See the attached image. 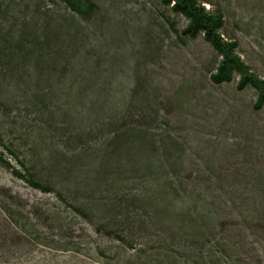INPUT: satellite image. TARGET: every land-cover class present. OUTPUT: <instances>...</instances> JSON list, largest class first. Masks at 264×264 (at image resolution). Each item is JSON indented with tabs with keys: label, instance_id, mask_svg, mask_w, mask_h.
Listing matches in <instances>:
<instances>
[{
	"label": "trees",
	"instance_id": "obj_1",
	"mask_svg": "<svg viewBox=\"0 0 264 264\" xmlns=\"http://www.w3.org/2000/svg\"><path fill=\"white\" fill-rule=\"evenodd\" d=\"M160 2L187 20L185 36L203 35L222 56L214 82H231L237 73L239 87L254 86L257 105L264 103V81L235 55L236 42L219 33L220 12L200 0ZM98 7L96 0H0V145L18 166L3 150L0 162L34 188L57 192L112 241L111 250L130 258L125 264H250L239 242L223 234L221 206L190 185L185 154L168 135V118L140 71L146 59L134 64L141 76L132 78L135 87L122 108L109 109L104 89L92 88L103 56L77 58L76 51L85 38L79 29L87 28ZM14 15L21 24L7 27ZM17 26V36L5 34ZM142 86L146 93L138 90ZM86 121L90 130L77 125ZM32 128L52 140L49 174L46 166L37 169L35 157L29 160L30 151L6 141ZM66 243L56 247L74 249Z\"/></svg>",
	"mask_w": 264,
	"mask_h": 264
},
{
	"label": "rangeland",
	"instance_id": "obj_2",
	"mask_svg": "<svg viewBox=\"0 0 264 264\" xmlns=\"http://www.w3.org/2000/svg\"><path fill=\"white\" fill-rule=\"evenodd\" d=\"M96 1L99 7L87 28L79 29V37L85 38L76 51L77 58L103 56L92 88L104 89L109 109H120L130 102L132 78L141 76L140 71L148 77L147 90L156 93L168 118V135L185 154L190 185L221 206L223 234L239 242L243 259L264 264V103L257 105L258 89L239 87L237 73L231 82H214L212 74L222 56L203 35L185 36L187 20L160 0ZM200 1L223 15L219 33L236 42L235 55L264 81V0ZM15 16L7 27L20 23ZM7 27L5 34L17 36L18 26ZM145 59L140 71L135 70V62ZM138 90L146 93V87ZM77 125L91 129L90 121ZM40 132L32 128L27 135L6 138L9 145L30 151L27 156L36 158L37 169L48 164L47 145L52 141L38 137ZM22 134L24 143L19 140ZM0 150L17 165L9 151L1 145ZM49 173L46 166L44 174ZM68 240L74 249L56 247ZM112 244L95 225L76 216L57 192L34 188L0 162V264L130 260L121 250H111Z\"/></svg>",
	"mask_w": 264,
	"mask_h": 264
}]
</instances>
